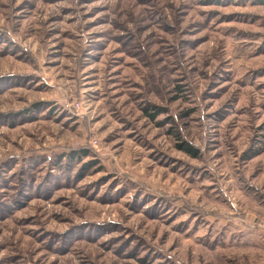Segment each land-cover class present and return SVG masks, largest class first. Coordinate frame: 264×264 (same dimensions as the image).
<instances>
[{"label": "rangeland", "instance_id": "374dc122", "mask_svg": "<svg viewBox=\"0 0 264 264\" xmlns=\"http://www.w3.org/2000/svg\"><path fill=\"white\" fill-rule=\"evenodd\" d=\"M0 264H264V0H0Z\"/></svg>", "mask_w": 264, "mask_h": 264}, {"label": "trees", "instance_id": "16d2710c", "mask_svg": "<svg viewBox=\"0 0 264 264\" xmlns=\"http://www.w3.org/2000/svg\"><path fill=\"white\" fill-rule=\"evenodd\" d=\"M151 116L153 117V113L151 114ZM182 148H183L184 151H186V152H188L190 154L195 155V151L188 144L184 143V145H183Z\"/></svg>", "mask_w": 264, "mask_h": 264}]
</instances>
